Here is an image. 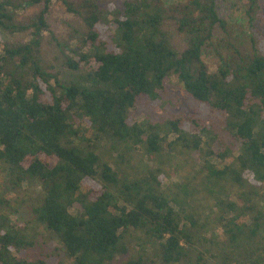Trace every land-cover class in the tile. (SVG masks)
<instances>
[{"label": "trees", "instance_id": "1", "mask_svg": "<svg viewBox=\"0 0 264 264\" xmlns=\"http://www.w3.org/2000/svg\"><path fill=\"white\" fill-rule=\"evenodd\" d=\"M260 1L232 3L251 22ZM53 4L74 15L64 42L46 21ZM0 31L28 34L0 43V264H63L35 244L39 226L72 264H264V46L233 38L216 0H0ZM48 43L73 80L50 72ZM213 49L210 71L202 57ZM171 76L199 107L166 121L172 143L220 147L209 150L220 164H204L201 211L187 209L195 176L175 193L159 170L119 174L97 152L105 139L161 154L167 135L135 112L155 109ZM23 186L31 220L14 223L9 194ZM138 233L145 245L133 251Z\"/></svg>", "mask_w": 264, "mask_h": 264}, {"label": "rangeland", "instance_id": "2", "mask_svg": "<svg viewBox=\"0 0 264 264\" xmlns=\"http://www.w3.org/2000/svg\"><path fill=\"white\" fill-rule=\"evenodd\" d=\"M176 0H165V2H175ZM261 7L258 16H256L251 22L245 17L242 10L237 9L232 0H216V8L219 16L222 20L226 22V27L231 31L233 38L237 36L246 37L247 41L253 39L256 44L261 47L264 46V0L260 1ZM39 10V6L30 7L24 12L25 15L33 13ZM74 15L67 12L65 8L60 4H53L50 11L46 14V21L48 23L50 31L54 36L60 41L69 40V33L71 31V25H76L72 20ZM76 27V26H75ZM47 39L50 40L49 34ZM27 33H17L10 35L7 32L0 31V43L1 41L14 42L17 40H27ZM232 38V42H234ZM77 41L73 39L71 45H74ZM231 42V43H232ZM220 49V44L217 45ZM259 48V47H258ZM57 48H54L50 43L45 44L43 55L48 64L51 65L50 72L57 73L59 77L64 81L73 80L76 72L68 69L66 66L54 60V55L57 52ZM67 52V51H66ZM68 53V52H67ZM204 62L208 65L210 71H215L219 63V58L216 50H211L208 54L203 57ZM167 94L162 100L158 101L155 105L156 108L153 110L139 109L135 112V118L137 121H144L145 123L152 122L157 124L158 131L161 136L167 135L165 141L163 142V150L160 155L155 157H149L140 147L132 148L128 152H124L122 147L115 149L114 144L103 139L99 143L97 152L101 155L102 159L107 161L115 170L120 174L121 171L125 174H136L137 176L145 175L149 170H159L163 175V186L168 187V190L174 191L177 184H180L186 180L188 177H196L199 182L195 186H191V190L194 191L193 199L194 204L190 205L188 210L196 209L200 210L199 206L202 203V193L203 189L200 188V181L208 174L207 168H204L206 162L218 165L220 164V159L216 156H211L209 150L218 149L219 146H215L214 142L210 144H202L199 151L188 153L178 146V144H173L172 141L175 139L176 135L167 130L166 121L172 114L179 113H194L199 111V107L193 105L187 94L184 92L183 87L177 81L175 76L166 82ZM214 127V125H213ZM222 124L216 128L217 132H220ZM218 129V130H217ZM90 137V136H88ZM170 144V145H169ZM220 145V143H219ZM120 153L122 158H120ZM191 181V180H190ZM5 183V174L0 170V184ZM199 189V190H198ZM226 192L229 193L231 198H234L235 192L238 191L237 187H231L229 184L225 186ZM26 189H17L16 193L9 194V198L14 196L17 203L20 204L18 212L10 216V221L17 223H24L31 220L30 216V198L27 196ZM260 199V205L264 207V196ZM214 201L212 202V206ZM16 204V203H15ZM174 206L175 204L172 203ZM201 211V210H200ZM217 210L215 209V212ZM203 220L205 219V215ZM218 229V228H217ZM36 245L37 247L43 246L46 251H52L55 249V257L60 260L63 264H72L71 260L66 256L65 252L61 250L58 242L48 238V234L42 226L36 229ZM138 234H132L129 237L131 248L133 251H138V246L145 245L142 240H136ZM38 252V248H35ZM45 251V249H44ZM150 246L147 252H150ZM213 264V262H211Z\"/></svg>", "mask_w": 264, "mask_h": 264}]
</instances>
